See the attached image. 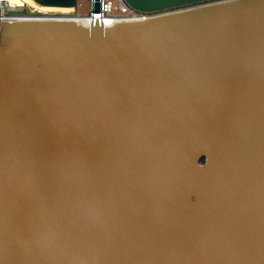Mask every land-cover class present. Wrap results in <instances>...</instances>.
Here are the masks:
<instances>
[{"label": "water", "instance_id": "1", "mask_svg": "<svg viewBox=\"0 0 264 264\" xmlns=\"http://www.w3.org/2000/svg\"><path fill=\"white\" fill-rule=\"evenodd\" d=\"M125 1L1 19L0 264H264V0Z\"/></svg>", "mask_w": 264, "mask_h": 264}, {"label": "built area", "instance_id": "2", "mask_svg": "<svg viewBox=\"0 0 264 264\" xmlns=\"http://www.w3.org/2000/svg\"><path fill=\"white\" fill-rule=\"evenodd\" d=\"M155 14L156 12L137 10L125 0H101L98 12H93L90 6V9L82 14L77 10H73V12H46L36 6L26 4L23 0H17V2L0 0V22L1 19H77L87 25L91 19L101 18L104 24H111L116 21L144 19Z\"/></svg>", "mask_w": 264, "mask_h": 264}, {"label": "bare ground", "instance_id": "3", "mask_svg": "<svg viewBox=\"0 0 264 264\" xmlns=\"http://www.w3.org/2000/svg\"><path fill=\"white\" fill-rule=\"evenodd\" d=\"M26 4H29L31 6H36L40 8L42 11L51 12V11H57V12H73V8H63V7H46V6H40L37 5L33 0H23ZM12 2H17V0H12Z\"/></svg>", "mask_w": 264, "mask_h": 264}, {"label": "rangeland", "instance_id": "4", "mask_svg": "<svg viewBox=\"0 0 264 264\" xmlns=\"http://www.w3.org/2000/svg\"><path fill=\"white\" fill-rule=\"evenodd\" d=\"M116 1V0H113ZM90 9V2L89 0H78V8L77 12L79 13H86Z\"/></svg>", "mask_w": 264, "mask_h": 264}]
</instances>
